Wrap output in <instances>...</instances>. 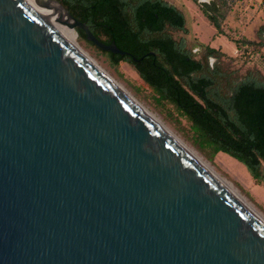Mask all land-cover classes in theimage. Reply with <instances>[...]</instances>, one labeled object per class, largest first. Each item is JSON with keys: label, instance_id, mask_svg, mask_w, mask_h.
Wrapping results in <instances>:
<instances>
[{"label": "water", "instance_id": "95a60500", "mask_svg": "<svg viewBox=\"0 0 264 264\" xmlns=\"http://www.w3.org/2000/svg\"><path fill=\"white\" fill-rule=\"evenodd\" d=\"M33 1L59 21L0 0V264H264V221L71 30L127 53Z\"/></svg>", "mask_w": 264, "mask_h": 264}, {"label": "trees", "instance_id": "16d2710c", "mask_svg": "<svg viewBox=\"0 0 264 264\" xmlns=\"http://www.w3.org/2000/svg\"><path fill=\"white\" fill-rule=\"evenodd\" d=\"M57 1L100 42H114L127 53L105 52L111 64H130L159 99L186 119L191 138L200 149L231 157L264 186V75L259 70L248 69L242 74L217 65L211 69L206 57L217 60L221 54L207 47L203 57L194 59L183 42L171 35L186 32L182 13L163 0ZM227 2L212 0L201 9L219 33L223 15L217 4ZM76 32L85 40L83 31ZM239 42L253 51L262 46L247 39Z\"/></svg>", "mask_w": 264, "mask_h": 264}, {"label": "rangeland", "instance_id": "374dc122", "mask_svg": "<svg viewBox=\"0 0 264 264\" xmlns=\"http://www.w3.org/2000/svg\"><path fill=\"white\" fill-rule=\"evenodd\" d=\"M165 1L177 8L185 20L186 33L174 31L171 33L172 37L184 40L194 59L203 57L206 47L212 48L221 54L219 59H215L214 66L217 65L222 70H238L242 74L248 69H255L264 75V32L261 33L264 28V0H228L227 5L218 3L219 13L223 15L220 22L221 33L215 30L200 11L199 6L205 4L200 3L201 0ZM206 1L211 3L212 0ZM242 39L262 46L253 51L251 46L239 42ZM76 40L82 51L110 78L173 135L202 157L214 173L228 181L264 217V186L255 182L242 164L225 154L212 155L208 150L200 149L191 138L186 119L172 105L159 99L130 64L123 61L111 64L104 51L92 46L78 34ZM193 50L196 51L194 54L191 52Z\"/></svg>", "mask_w": 264, "mask_h": 264}, {"label": "bare ground", "instance_id": "6f19581e", "mask_svg": "<svg viewBox=\"0 0 264 264\" xmlns=\"http://www.w3.org/2000/svg\"><path fill=\"white\" fill-rule=\"evenodd\" d=\"M34 6L35 3L33 0H29ZM37 8H39L38 6H36ZM40 10H42L43 12L47 13L48 15L52 16L53 18H55L56 20H58L54 15H52L51 13H49L48 11L39 8ZM59 21V20H58ZM71 37L73 40L74 45L82 52V49L79 47V45L77 44V36L75 34L74 31L71 30ZM96 66H98L86 53H84ZM99 67V66H98ZM100 68V67H99ZM101 69V68H100ZM102 70V69H101ZM103 71V70H102ZM104 72V71H103ZM105 73V72H104ZM106 74V73H105ZM107 75V74H106ZM108 76V75H107ZM109 77V76H108ZM110 78V77H109ZM112 79V78H110ZM113 80V79H112ZM114 81V80H113ZM115 82V81H114ZM116 83V82H115ZM117 84V83H116ZM118 85V84H117ZM119 86V85H118ZM120 87V86H119ZM125 93H127L122 87H120ZM128 94V93H127ZM129 95V94H128ZM130 96V95H129ZM131 97V96H130ZM133 99V97H131ZM134 100V99H133ZM135 101V100H134ZM137 104H139L137 101H135ZM140 105V104H139ZM141 106V105H140ZM142 107V106H141ZM148 114H150L160 125H162L178 142H180L190 153H192L201 163H203L212 173L213 170L210 168V166L204 161V159L202 157H200L194 150H192L191 148H189L187 145H185L180 139H178L175 135H173L154 115H152L150 112H148V110H146L144 107H142ZM223 183H225L248 207H250L263 221H264V217L258 213L246 200L244 197H242L238 191H236L233 186L226 181L225 179L219 177L216 173H214Z\"/></svg>", "mask_w": 264, "mask_h": 264}, {"label": "flooded vegetation", "instance_id": "af4514ba", "mask_svg": "<svg viewBox=\"0 0 264 264\" xmlns=\"http://www.w3.org/2000/svg\"><path fill=\"white\" fill-rule=\"evenodd\" d=\"M163 1H165V0H163ZM166 2V1H165ZM166 3H168V2H166ZM169 4V3H168ZM210 4V2L209 3H205V4H202V5H200L199 6V8H200V11H201V9H202V7L203 6H205V5H209ZM169 5H171V4H169ZM173 6V5H172ZM177 9V8H176ZM202 12V11H201ZM203 14V13H202ZM184 28H185V25H184ZM181 32H183V33H186V32H184V31H181ZM176 41H178V42H183V44H184V48H185V50H188L187 48H186V45H185V41L184 40H182V39H180V40H176ZM111 43H114V42H111ZM110 43V44H111ZM107 45V44H106ZM109 45V44H108ZM116 46V45H115ZM120 50V49H119ZM124 52V51H123ZM190 52V51H189ZM193 54L196 52L195 50H193V51H191ZM106 53H110V52H106ZM126 53V52H125ZM112 54V53H111ZM215 57H213V56H207L206 57V61H207V64H208V66L212 69V68H214V64L216 63V61H215Z\"/></svg>", "mask_w": 264, "mask_h": 264}]
</instances>
